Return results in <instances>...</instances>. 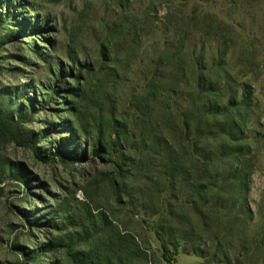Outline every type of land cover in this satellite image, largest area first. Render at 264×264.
Listing matches in <instances>:
<instances>
[{"label": "rangeland", "instance_id": "obj_1", "mask_svg": "<svg viewBox=\"0 0 264 264\" xmlns=\"http://www.w3.org/2000/svg\"><path fill=\"white\" fill-rule=\"evenodd\" d=\"M8 8L9 21H0V97L16 99L13 111L35 98L19 127L36 147L0 140V264H84L97 250L104 253L106 237L118 232L127 239L124 264H217L216 249L234 252L259 230L264 223V0H177L173 6L166 0H7L0 14ZM175 8L197 9L211 35L220 37L216 46L228 43L231 51L219 77L234 80L230 93L240 97L241 82L253 90L252 108L235 114L246 124L253 221L226 243L202 233L193 203L171 200L161 206L160 198H170L171 191L155 185L160 169L120 162L117 172L110 157L93 158L87 145L113 118L134 126L146 117L147 108H135H144L141 71L147 63L146 55H138V39L147 34L152 42L158 18ZM52 73L59 80L51 82ZM168 139L178 146L173 136ZM222 141L207 143L216 148ZM59 151L75 160H62ZM133 155L127 152L124 160ZM214 166L229 171L232 164ZM180 184L173 182L177 193ZM172 213L187 215L205 240L196 244L203 251L197 253L192 244L173 239L168 263L157 230L176 225ZM255 248L245 264H264V243L257 253Z\"/></svg>", "mask_w": 264, "mask_h": 264}, {"label": "trees", "instance_id": "obj_2", "mask_svg": "<svg viewBox=\"0 0 264 264\" xmlns=\"http://www.w3.org/2000/svg\"><path fill=\"white\" fill-rule=\"evenodd\" d=\"M6 1L0 0V5ZM166 1L173 6L177 0ZM151 11L148 7L143 15L147 17ZM10 14L8 8L0 14V21L8 22ZM32 27L30 25V29ZM151 32L154 34L153 41L148 44L145 39L147 34L144 36L140 33L138 40H141L137 46L139 57L146 55L147 63L141 71L144 108H135L142 112L147 108L146 117L142 115L143 121L134 126L119 123L113 118L109 128L95 130L87 143L88 149L92 150L93 158L100 160L103 155L110 157L117 172L122 166L120 162L129 164L132 169H160L157 173L159 180L155 185L162 189L167 187L171 191L170 198H160L161 189L154 192V195H159L161 206L171 200H180L181 204L193 203L195 215L201 220L202 233L211 232L213 240H218L219 244L226 243L229 236L241 231V227V232H244L250 221H253V212L248 203L253 171L245 167L244 161L247 155L245 148L248 147L243 143L248 139L243 136L246 124L241 115H235L238 111L252 108V86L241 82V96H238V92L230 93L234 80L223 79L219 73L221 63L224 64L231 48L222 39V44L216 46L220 37L211 35V26H204L197 9L189 12L175 8L174 12L169 11L159 17L157 26ZM58 72L63 73V70ZM49 78L51 82L58 79L54 73ZM45 88L53 90L48 86ZM12 101H4L0 97V140L26 148L36 147L34 141L25 137L19 127V120L35 108V98L27 99L19 106V110L16 109L18 111L12 110L16 99ZM168 136H173L178 146ZM220 138L223 141L216 148L207 143ZM60 152L56 155L62 160H75L67 158L69 153ZM127 152L134 155L124 160ZM217 162H229L232 166L229 171H221L214 166ZM10 177L26 183L18 175L11 174ZM177 180L181 183L178 193L173 186ZM171 216L175 218L176 225L189 226L185 229L176 228V225L167 228L166 224L157 230L165 250L163 259L168 263L172 261L170 253L173 239L179 243H190L197 253H202L196 244H201L204 237L197 234L188 216L176 213ZM243 240L234 252L216 249L212 258L215 257L217 264H245L248 255H251L250 249L256 246L254 252L257 253L264 243V223L251 238L247 239L246 236ZM126 243V237L120 232L112 233L106 237L104 253L97 250L92 257L84 258L83 263L124 264Z\"/></svg>", "mask_w": 264, "mask_h": 264}]
</instances>
